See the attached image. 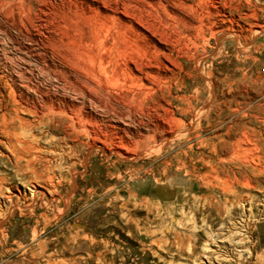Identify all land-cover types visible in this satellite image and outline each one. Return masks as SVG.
Instances as JSON below:
<instances>
[{
	"label": "rangeland",
	"instance_id": "rangeland-1",
	"mask_svg": "<svg viewBox=\"0 0 264 264\" xmlns=\"http://www.w3.org/2000/svg\"><path fill=\"white\" fill-rule=\"evenodd\" d=\"M195 6L197 18L234 33L213 37L204 26L206 43L204 49H197L205 54L203 78L194 70L189 43L191 52L174 55L182 58L178 61L184 69L179 76L183 83L173 87L172 94L189 97L190 107L202 112L193 123L197 130L193 126L186 141L167 144L159 153L136 161H118L94 152L86 156L83 145L75 155L62 157L65 146L60 134L46 136L37 127L26 133L36 148L34 155L44 162L36 168L42 169L49 160V167L63 178L56 187L61 203L57 211L53 204L44 207L49 190L18 176L10 179L16 174L13 160L7 165L2 162L0 176L8 180L0 185V264H264V0H204ZM1 18L22 41L25 33ZM0 40L9 59L4 74L16 77L24 70L35 82L63 91L59 81L43 77L38 65L1 34ZM208 79L213 88L206 84ZM3 85L0 73V102L9 93ZM170 101L175 117L188 126L192 113H183L176 99ZM138 119L148 121L149 117L137 115ZM226 127L235 136V156L217 167L229 174L235 170V178L247 177L250 186L235 179L233 193L206 203L209 193L204 194L200 185L198 193L203 196L190 191L185 170L202 156L217 162L211 147H202L195 137L219 146L218 139H227ZM52 138L59 139L60 145H51ZM181 162L186 169L179 170ZM163 168H168L165 176ZM205 203L209 216L197 211Z\"/></svg>",
	"mask_w": 264,
	"mask_h": 264
},
{
	"label": "bare ground",
	"instance_id": "bare-ground-1",
	"mask_svg": "<svg viewBox=\"0 0 264 264\" xmlns=\"http://www.w3.org/2000/svg\"><path fill=\"white\" fill-rule=\"evenodd\" d=\"M203 1L0 0V16L10 21L13 29L25 33L23 40L19 41L0 21V34L24 57L32 59L43 77L59 81L63 90L60 92L35 82L24 70H20L16 77L11 73L4 74L9 59L0 40L1 79L5 90H9L7 99L0 102H3L0 104V165L13 160L16 174L10 179L18 176L19 180L27 179L29 185L48 189L49 197L42 204L44 207L53 204L58 210L61 199L56 197V187L63 178L49 167L51 161L48 159L45 165H41L42 169L36 168L44 162L34 155L36 148L26 135L35 127L46 136L49 133L62 136L65 146L62 157L75 155L83 145L86 156L94 152L118 161H136L159 153L167 144L188 139L196 117L202 112L190 107L189 97H173V87L183 83L179 76L184 69L182 62L178 61L181 57L175 58L174 55H186L190 51L187 48L189 43L193 48L194 70L202 77L205 74V54H198L197 49L206 43L204 26L209 27L213 37L233 33L217 23H209L208 19L203 22L197 18L195 2ZM253 29L257 31L259 26L255 25ZM32 73L33 70H29V74ZM207 81L206 84L212 86L211 80ZM170 99L179 101L183 113H192L188 126L175 117ZM102 110L104 114L99 113ZM137 115L149 119L137 120ZM225 131L227 139H218L219 146L207 144L206 139L200 140L196 136L199 145L211 147L210 152L217 162L212 163L202 156L191 164V169L185 170L188 177L185 183L190 185V191L200 196L209 193L205 195L206 203L220 201L233 193L235 179L250 186L247 177L235 178V170L231 169L229 174L217 167L229 163L235 156V136L232 137L230 127ZM54 142L60 145L59 139H50L51 145L57 144ZM85 155L83 163L87 161ZM71 165L75 167V164ZM179 166V170L186 167L182 162ZM163 169L165 176L168 168ZM220 172L224 173L222 177ZM7 180V176H0V185ZM71 182L74 188L76 179ZM198 185L204 194L198 193ZM31 188L35 194L36 188ZM206 203L197 211H205L209 216L211 212H206ZM31 204L35 207L36 203L32 200ZM41 216L45 218V212Z\"/></svg>",
	"mask_w": 264,
	"mask_h": 264
}]
</instances>
